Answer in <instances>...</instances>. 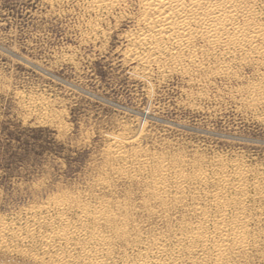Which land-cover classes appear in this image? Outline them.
Here are the masks:
<instances>
[{
	"label": "rangeland",
	"instance_id": "1",
	"mask_svg": "<svg viewBox=\"0 0 264 264\" xmlns=\"http://www.w3.org/2000/svg\"><path fill=\"white\" fill-rule=\"evenodd\" d=\"M88 1L0 0V264H54L34 255L62 217L80 226V211L118 258L215 218L214 204L194 209L207 195L234 207L248 236L235 246L229 235L221 264H264L262 59H220L197 42L184 73L151 65L141 77L127 57L140 0H115L101 20ZM235 5L246 30L264 26V0Z\"/></svg>",
	"mask_w": 264,
	"mask_h": 264
},
{
	"label": "bare ground",
	"instance_id": "2",
	"mask_svg": "<svg viewBox=\"0 0 264 264\" xmlns=\"http://www.w3.org/2000/svg\"><path fill=\"white\" fill-rule=\"evenodd\" d=\"M140 2L143 7L137 21L138 31L129 36L127 57L144 67L138 74L141 77L148 76L147 70L151 65H156L159 71H164L165 66L169 65L166 67L169 70L184 73L186 65L197 62L200 49L197 42H202V47H206L202 49V53L216 55L220 59L231 56L237 60L238 55L243 53L244 57H257L264 62V26L256 23L250 30H246L238 22L242 16L235 5L238 0ZM115 4V0L88 1L89 9L99 20L105 12L111 11ZM130 142L128 139L114 138L113 147L124 148L129 146ZM203 179L200 175L195 181ZM182 180L177 176L175 182L182 183ZM203 202L215 205V218L197 216V221L189 220L191 222L181 226L171 239L162 237L146 245L131 244L121 248L122 252L118 258L111 252L113 246L110 240L104 237L97 240L95 234L89 232L91 229L88 228V222L91 221L89 219L87 222L86 213L80 211L75 215L80 226L74 224L70 228L66 218L62 217L63 227L59 225L60 233L45 237L42 240L45 244L44 251L37 252L34 256L37 259L49 257L54 264H221L222 246L229 241V235L235 246L244 245L248 236L238 232L237 224L232 220L234 207L222 205L214 197L207 195L202 197L200 202H194V209L200 210ZM46 223L52 225L50 222ZM228 225L229 227H226ZM9 234L8 230H0V239ZM80 235L89 236L90 241L74 243L72 237ZM54 250L55 252H52Z\"/></svg>",
	"mask_w": 264,
	"mask_h": 264
}]
</instances>
